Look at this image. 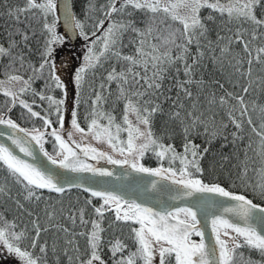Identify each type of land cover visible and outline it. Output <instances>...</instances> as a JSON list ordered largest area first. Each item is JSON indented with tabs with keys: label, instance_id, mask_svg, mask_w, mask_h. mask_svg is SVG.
Listing matches in <instances>:
<instances>
[{
	"label": "snow or ice",
	"instance_id": "obj_1",
	"mask_svg": "<svg viewBox=\"0 0 264 264\" xmlns=\"http://www.w3.org/2000/svg\"><path fill=\"white\" fill-rule=\"evenodd\" d=\"M119 4V8L117 7ZM93 5L89 0L87 11L92 10ZM67 8V5H65ZM209 9L211 12L218 13L220 16H227L229 21H239L242 24H248L249 29L238 28L233 37L227 38V43L221 48L222 54L231 53V45L233 43L240 44L243 52L247 54L248 65L246 72H241V76L251 77L252 65L264 64V46H259L255 49V55L250 47V41L245 39V32L247 31L251 36V40H264V0H109L105 17L109 19L110 23L104 30L102 38V51L97 54L93 48H89L88 54L83 57V66H81L74 73V84L77 88V100L71 112V125L81 135L86 134L85 129L80 127L77 121L76 108L79 105V90L83 86V74L89 69H95L101 65V57L105 59L115 57L116 60L125 62L126 67L117 72L115 67L107 75L108 81H116L118 83L117 99H122L125 102V108L122 115L123 128L127 131L126 146L121 147L123 143L119 140V133L122 130L121 124L115 123V117L111 114L101 111L102 104L106 102V97L101 92L95 93L93 100V108L90 112L92 117L89 124V131L87 134L92 135L95 139L109 144L123 159H113L111 156H106L104 152H97L96 149L87 147L83 151L85 155L91 154L92 159L98 157H105L112 164L127 165L137 173H143L151 177H159L163 181H169L172 185H176L178 190L182 191V197H191L194 194H212L215 196L226 198L227 200L235 201L234 207L225 208L224 212L227 214H234L244 221V226L232 222L224 216H218L212 219V232L215 237V243L209 247L204 240V232L200 228V221L197 218V210L193 207H180L174 211H156L151 207H146L135 201L124 200L121 196L109 191H97L83 185H76L83 188L85 192H90L92 197L100 198L103 201L101 207H95L94 212L98 220L92 222V231L88 234V242L90 253L86 260H81V264H106L99 254L102 237L100 233L103 229L100 226V220L104 217L106 210H113L115 206V218L117 221H132L139 225L138 228H132L133 242L136 245V250L123 255L127 250V245L117 240L112 244L111 252L113 255V264H156L157 257L158 264H234V257L236 256V249L248 247L256 250L262 257V261L254 262L250 258L245 264H264V232L257 231L250 223L254 213H258V219L261 224H264V207L257 205L253 199H249L244 194H237L219 183H205L201 178L203 176V169L200 167V159L203 158V152H207V148L200 151L199 145H196L189 136H191L198 128H203V134L207 137L206 142L210 143L211 139L218 135H223L222 130L215 127V115L211 114L205 116L203 112L198 110L196 103L192 104V111H187L185 117L181 118L179 111L169 113V119H180L184 124V145L183 153H178L173 145H165L160 142L161 138L155 136L152 130V120L157 114H164L162 102L160 97L165 99H172L165 96L164 80L169 69L174 67L175 75L174 87L180 89L183 95L192 99V92L188 85L194 83L193 75L196 66L201 62L205 53L200 49L204 47L201 44V37L207 39L209 31L207 25L201 18V10ZM35 10V11H33ZM57 0H26L24 8L16 9L15 13L12 10L8 15H15L19 20V16L25 12H31L33 15L38 14L43 21V34L45 39L43 41V51L41 53L42 62L39 67H31L33 75L25 80L22 76L12 75L9 77L11 81H15L21 85L19 92L24 93L28 91L35 79L41 78L44 70L47 67L48 80H45V87L60 88L65 90L66 85L62 82L59 75H56V64L52 60V54L56 45L63 42L64 37L57 33L56 24L57 17ZM259 10L260 15H257ZM140 13L136 16L135 13ZM113 13H122L129 17L120 21L112 19ZM158 14H163V17L170 19L173 22H178L182 25L181 30H169L168 35L163 38L162 44H149L148 37L152 36L157 31L156 21L159 18ZM52 17L51 22L48 18ZM206 19H213L211 13ZM66 23L71 22L73 30L80 29V35L87 41L89 39L88 33L84 31V24L76 20L74 16L66 15ZM160 23H164V19H160ZM97 28L104 29V22L98 21ZM131 33L128 43L134 46L133 55H123L119 50L124 45L125 34ZM22 39L27 41L29 39L26 33H22ZM36 35L35 32L32 33ZM95 35V33H93ZM159 39L160 37H155ZM180 43H177V40ZM218 39H224L219 37ZM95 43V42H94ZM209 46L212 44L208 42ZM195 44L197 53L194 56L190 54V46ZM146 45L150 50L146 51ZM18 47L17 42L12 39V34L9 37L8 47L0 44V58L7 57L10 61L15 62L19 60L23 66V55L18 53L13 55V50ZM175 51V55H173ZM105 54H108L107 56ZM191 56V63L189 57ZM215 59V57H213ZM235 63L232 65L237 72L245 63L244 60L234 57ZM182 65V67H181ZM139 69V71L137 70ZM183 74L185 79H179L180 74ZM51 81V84L49 83ZM3 82H0L2 85ZM200 83V82H197ZM125 85L130 87L126 88ZM135 90L132 91L131 87ZM251 83L243 87L244 94H248ZM223 87V85H221ZM104 88V84L100 85ZM171 87L166 91L170 92ZM5 96L11 97V103L15 104L18 96L17 92L8 89L3 90ZM41 100H48L50 105H56V113L61 129L63 128V109L61 105L64 100H54L50 96H45L42 93L34 92ZM132 97H135L133 99ZM147 97V98H145ZM229 98L235 100L236 105H239L240 114L244 116L247 114L248 107L243 95H234L233 93H226L225 96L219 98V104L225 106L229 102ZM176 100H179V93ZM217 101L213 96L209 99L208 104L211 106ZM24 108L33 117H38L39 113L32 110V107L20 101ZM182 107V105H179ZM229 111V118L236 129H241L242 124ZM264 112V107L261 108ZM134 116L135 120L129 119ZM44 123L51 126V121L46 117H40ZM103 119L105 124L99 123ZM7 123L13 129L17 125L12 120L0 119V124ZM247 123L251 126L252 131L260 137L261 149L264 151V124L260 125L261 130L253 124L251 117H248ZM143 126V127H141ZM226 128L227 125H223ZM210 129H212L210 131ZM20 131H24L20 129ZM197 135L201 134L196 132ZM51 135L59 142L62 150L63 159L60 161V167L69 169L73 172H91L93 175L110 176L111 172L97 169L89 164L80 161L79 157L68 146L65 140L58 132L53 129ZM234 141L239 139L236 133L232 134ZM37 143H40L42 137L35 135L32 137ZM227 139V136H224ZM141 141L137 143L136 141ZM13 143L19 146V141L14 140ZM77 147H80L77 144ZM250 147V145H249ZM20 150L25 155H31L26 148L21 147ZM151 150L159 159L167 157L170 166L167 168L159 167L156 169L145 167L140 161L143 159L145 153ZM247 156V153H245ZM51 159V157H49ZM177 160L180 162L179 168L171 167L172 163ZM0 161L7 165L8 170L18 178L19 182H26L27 186H32L28 189V198L39 196L36 195L35 189H48L56 193H64L65 188L54 181L53 176L42 172L40 169L33 167L31 164L18 159L7 148L0 146ZM53 164L57 160L51 159ZM264 164V159H262ZM249 168L247 163L241 168L239 178L244 184L245 191L250 192L253 197H259L264 200V167L253 169L259 179L255 183H251L248 179ZM153 190L156 189L157 184H151ZM91 203V201H87ZM71 219V217H70ZM74 222V221H73ZM81 223H87L83 220L81 215ZM14 227L10 225L9 228ZM36 237L34 238L32 247H35V240L39 238L40 227L35 225ZM68 231L67 229H63ZM223 230V231H221ZM83 234V233H82ZM22 234L17 235L9 231L8 228L0 227V243L7 246L9 252L14 253L23 264H40L41 258L34 257L27 250H22L21 247L16 246L11 240H20ZM200 238L199 242L192 237ZM227 237V239H223ZM229 241H232L229 244ZM111 243V242H110ZM41 253L47 251L46 247H41ZM117 253L121 255L117 256Z\"/></svg>",
	"mask_w": 264,
	"mask_h": 264
},
{
	"label": "trees",
	"instance_id": "obj_2",
	"mask_svg": "<svg viewBox=\"0 0 264 264\" xmlns=\"http://www.w3.org/2000/svg\"><path fill=\"white\" fill-rule=\"evenodd\" d=\"M91 4L93 5L92 10L87 11L89 0H72L75 19L84 24V31L88 33L89 39L86 41L80 35V29H78L79 38L77 42L71 43L64 36L63 42L54 46L52 60L56 64V75H59L66 85V94L64 89L55 88L54 86L45 87V80H48L47 67L43 76L35 79L28 91L20 93L21 85L11 81L9 77L18 75L27 80L33 75L30 65L36 68L39 67L42 62L41 53L45 39L42 27L43 21L38 14L33 15L31 12L20 14L19 20L15 18V15H8L10 10L15 13L16 9L24 8L26 0H0V44L8 47L9 37L12 34V39L18 44L12 54L15 56L20 53L24 59L23 66H21L19 60L12 62L7 57L0 58V81L8 82L9 90L17 92L18 96L16 103L12 104L11 97L3 94V90L6 88L0 86V115L29 131H41L48 127L40 117H46L50 120L53 127L60 125L56 105H50L48 100H41L38 95H34V92L50 96L54 100L63 99L64 104L61 105L63 117L65 109L70 108L71 112L73 111L77 100L74 73L83 66V57L88 54L89 48H93L97 54L102 51L104 30L110 23L109 19L105 17L109 0H91ZM117 7L119 8V4H117ZM209 13L213 17L211 20L206 19ZM135 15L138 17L140 13L137 12ZM200 15L209 31L207 39L200 38L201 44L204 45L200 50L205 55L196 66L193 75L194 83L188 85L193 94L192 99L186 98L179 88L173 86L175 83L172 79L175 75L174 67L169 69L163 83L165 96L172 99L160 97L158 102H162L164 114L157 113L153 117L152 130L155 136L161 138V143L173 145L176 152L183 153L184 124L181 123L180 119H169L168 114L179 111L181 118H184L187 111L193 110L191 107L193 103L198 105V110L203 112L205 116L214 114L215 127L222 130L223 135H218L216 138L211 139L210 143H207V137L203 134L204 129L201 127L189 136V139L199 145L201 152L207 148V152H203V158L199 161L200 167L203 169L201 178L205 183H219L226 189L237 194H244L249 199H253L255 203L264 206V200H261L258 196L253 197L250 192L245 191L244 184L239 178L241 168L245 162L249 168L247 179L251 183H255L259 179L258 174L253 169L264 167V164H262L264 151L261 149L260 137L252 131L251 126L247 123L248 117H251L258 131L261 130L260 125L264 124V112H261V108L264 107V64L254 62L251 77L241 76L240 73L246 72L248 67L246 63L248 57L243 52L242 46L233 43L230 46V54H222L221 48L227 43L228 37L234 36L238 28L249 29L250 26L239 21H229L227 16L222 17L206 8L201 10ZM257 15H260L259 10ZM158 17L156 21L157 31L148 37L149 44L161 45L169 30L182 31V25L178 22L163 17V14H158ZM128 18L122 13H113L112 16V19L117 21ZM160 19H164L163 24L160 23ZM48 20L51 22L52 17L50 16ZM98 21L104 22V29L96 27ZM33 32L36 33L35 36L32 35ZM22 33L28 35L29 39L27 41L22 39ZM218 34L219 37H224V39H218ZM131 36L132 34L128 33L123 38L125 46L119 49L123 55L134 54V46L128 43ZM157 36L160 38L156 39ZM245 39L250 41L253 55H255L257 47L264 46V40L252 41L247 31L245 32ZM209 41L212 42L210 46ZM180 42L178 39L177 43ZM147 50L150 49L146 45ZM196 53L197 47L193 44L190 46V54L194 56ZM173 55H175V51H173ZM191 56L189 57V63H191ZM234 57L245 61L240 68V72H237L232 66L235 63ZM101 65H98L95 69H89L83 74V86L79 90L76 118L80 127L87 131H89L92 118L90 112L93 108L96 92H101L106 97V102L102 104L100 110L111 114L115 117V123L124 127L122 115L125 102L122 99H117L118 83L108 81L106 78L113 67L117 72L122 71L126 67L125 62H118L115 57L109 56L107 59L101 57ZM137 70L139 71V69ZM179 79H185L182 73ZM49 83L51 84V81ZM249 83L252 86L249 88L248 94H244L242 89ZM101 84H104L103 89L100 88ZM125 87L130 86L125 85ZM168 87L172 88L170 92L166 91ZM131 90L134 91L135 87L132 86ZM178 93L179 100H176ZM226 93L244 96L248 107L246 115L241 116L239 105H236L235 100L229 98L227 105L221 106L219 104V98L225 96ZM213 96L217 102L209 106L208 101ZM132 98L135 99V97ZM21 100L29 104L33 111L39 113V116H31L20 103ZM179 105H182V107H179ZM233 106L235 110L232 111V115L242 124V128L239 130L235 128L229 118V111ZM99 123L105 124L106 120L101 119ZM223 125H227V127L223 128ZM196 132L201 134L197 135ZM120 133H123L126 137L125 131L122 132L121 130ZM233 133L240 137L235 142H233ZM224 136H227V139H224ZM55 142L51 137L48 138L45 149L49 154H54L58 150ZM245 153H247V156H245ZM141 163L145 167L153 169L170 166L167 157L159 159L151 150L145 153ZM180 166L179 160L171 164L174 169ZM29 188L31 186L26 187V182H19L18 178L8 170L3 161H0V227L8 228L10 232L17 235L22 234L20 240H11V242L21 247L22 250H27L34 257H40V264H81V260H86L90 253L88 234L92 231V222L98 220L94 208L101 207L102 200L79 190L56 194L35 189L39 199H36V197L28 198ZM87 201H91V203H87ZM81 215L87 223H81ZM10 225H14V227L9 228ZM35 225H39L41 231L39 238L35 240V247H32L36 237ZM100 226L103 231L100 233L102 242L99 254L106 261V264H113L114 258L111 247L117 240L128 246L123 255L127 256L128 253L136 250L131 229L138 228V225L129 221H117L115 212L106 210L103 219L100 220ZM192 238L194 240L199 239L197 236ZM2 247L8 251L7 246L2 244ZM41 247L47 248L46 254L41 253ZM119 255L121 254L117 253V256ZM249 258L254 262L262 261L261 255L256 250L248 247L238 248L234 257V264H245ZM18 260V264H23L20 258Z\"/></svg>",
	"mask_w": 264,
	"mask_h": 264
},
{
	"label": "water",
	"instance_id": "obj_3",
	"mask_svg": "<svg viewBox=\"0 0 264 264\" xmlns=\"http://www.w3.org/2000/svg\"><path fill=\"white\" fill-rule=\"evenodd\" d=\"M57 5L58 10L56 15L63 34L71 43L77 42L79 38L78 28L73 30L72 23H66L65 21L66 15L75 17L72 8V0H57ZM65 5H67V8H65ZM2 119L5 121L9 120L5 117ZM16 125L17 128L13 129L9 127L7 123L0 124V146L7 148L18 159L31 164L33 167L40 169L46 174L52 175L54 181L65 188L64 192L80 190L91 195L90 192H85L83 188L76 186L83 185L84 187L97 191L113 192L121 196L124 200L135 201L143 206L151 207L156 211H174L176 208L180 207H193L194 210H197L200 228L204 232V240L209 247H212L215 243L211 225L213 218L224 216L232 222L244 226V221L241 218L234 214H227L224 212L225 208L234 207L236 205L235 201L227 200L226 198L212 194L199 193L191 197H182L183 190H178L177 186L172 185L169 181H163L159 177H151L143 173H137L127 165L112 164L106 158V156H111L108 151L86 143H78L71 138H66L65 142L72 151L77 154L81 162L89 164L97 169L111 172L112 175L99 176L93 175L91 172H73L69 169L62 168L60 167V161L63 158L55 159L57 163L53 164L51 159L54 158L45 151L42 140L40 143H37L36 140L32 138L35 135H40L43 139L44 133L32 132L22 128L18 124ZM20 129L24 131H20ZM14 140L19 141V146L13 143ZM77 144H79L80 147H77ZM21 147L26 148L31 155H25V153L20 150ZM87 147L94 148L97 152H104L106 156L92 159L91 154L85 155L83 151ZM64 155H66V153H64ZM49 157H51V159H49ZM153 182L157 184L155 190L151 187ZM39 190L56 193L48 189ZM260 206L264 207L263 205ZM250 223H252L257 231L264 232V224L259 222L258 213H254Z\"/></svg>",
	"mask_w": 264,
	"mask_h": 264
},
{
	"label": "rangeland",
	"instance_id": "obj_4",
	"mask_svg": "<svg viewBox=\"0 0 264 264\" xmlns=\"http://www.w3.org/2000/svg\"><path fill=\"white\" fill-rule=\"evenodd\" d=\"M56 29H57V33L61 36L64 37L60 24L59 22H57L56 24ZM3 82L2 85H0L3 88L6 89H10L9 88V83L6 81H0ZM64 117H63V128L61 129V126L58 125L56 127H53L52 125L41 131H35V132H42L44 133L43 139H42V144L43 147L45 148V144L48 140L49 137H51L53 140H55V137H53L51 135V132L53 129H55L58 134H60L62 136V138L65 140L66 138H71L72 140L78 142V143H86L92 146H95L97 148H100L102 150L108 151L110 153V155L115 158V159H123L124 157L119 155V153L117 151H115L109 144L105 143V142H101L100 140L95 139L92 135L87 134L88 131L85 130L84 135H81L80 133H78L71 125V109L67 108L64 111ZM5 116L0 115V119L4 118ZM129 119H132L133 121L135 120L134 116H130ZM126 127V126H124ZM122 127V132L124 131ZM143 127V126H141ZM126 133V137L124 136L123 133H119V140L122 141L123 143L120 144L121 147L126 146V142H127V136L128 133L127 131H125ZM56 141V140H55ZM137 143H140L141 141L137 140ZM58 146V150L54 153V154H49L51 157H53L54 159H61L63 158L64 153L62 154V150L60 149V145L59 142L56 141L55 142ZM46 150V149H45ZM48 153V152H47ZM141 162V161H140ZM103 202V201H102ZM115 206L113 205V210L114 211ZM115 212V211H114ZM132 222V221H129ZM139 226V225H138ZM223 231V230H222ZM225 239H227V237H224ZM200 238L198 240H196L197 242H199ZM232 241H229V244H231ZM9 251V250H8ZM8 251H6L3 247H2V243H0V264H4V263H8V264H18L19 262V257H17L14 253H7ZM158 260L159 258L157 257V261L156 264H158ZM7 261V262H6Z\"/></svg>",
	"mask_w": 264,
	"mask_h": 264
}]
</instances>
